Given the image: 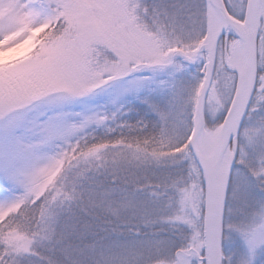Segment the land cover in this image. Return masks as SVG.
<instances>
[{
  "label": "snow or ice",
  "instance_id": "1",
  "mask_svg": "<svg viewBox=\"0 0 264 264\" xmlns=\"http://www.w3.org/2000/svg\"><path fill=\"white\" fill-rule=\"evenodd\" d=\"M30 38L0 66V264H259L264 0H0V52Z\"/></svg>",
  "mask_w": 264,
  "mask_h": 264
},
{
  "label": "rangeland",
  "instance_id": "2",
  "mask_svg": "<svg viewBox=\"0 0 264 264\" xmlns=\"http://www.w3.org/2000/svg\"><path fill=\"white\" fill-rule=\"evenodd\" d=\"M32 39L30 38L28 41H25L24 44L18 46L17 48L11 49L8 52H0V66H3L6 62L14 61L16 58L23 56L33 47ZM191 72H195V67L191 69ZM83 103H103V100L100 101H85ZM80 106H77L76 110H79ZM131 115V113H129ZM259 264H264V254L259 255L257 257Z\"/></svg>",
  "mask_w": 264,
  "mask_h": 264
},
{
  "label": "trees",
  "instance_id": "3",
  "mask_svg": "<svg viewBox=\"0 0 264 264\" xmlns=\"http://www.w3.org/2000/svg\"><path fill=\"white\" fill-rule=\"evenodd\" d=\"M133 113H131V115H132Z\"/></svg>",
  "mask_w": 264,
  "mask_h": 264
}]
</instances>
